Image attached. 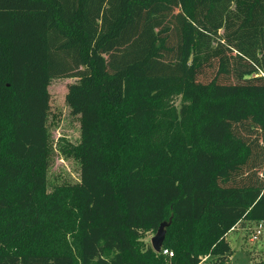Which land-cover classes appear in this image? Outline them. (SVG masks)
Segmentation results:
<instances>
[{"label":"trees","instance_id":"trees-1","mask_svg":"<svg viewBox=\"0 0 264 264\" xmlns=\"http://www.w3.org/2000/svg\"><path fill=\"white\" fill-rule=\"evenodd\" d=\"M70 77L80 178L52 186ZM243 221L264 222V0H0V264H228Z\"/></svg>","mask_w":264,"mask_h":264},{"label":"rangeland","instance_id":"rangeland-1","mask_svg":"<svg viewBox=\"0 0 264 264\" xmlns=\"http://www.w3.org/2000/svg\"><path fill=\"white\" fill-rule=\"evenodd\" d=\"M76 78H54L49 85L51 111L48 126L53 140L50 158L49 180L56 185L68 181L75 183L80 178L79 162L63 151L67 143H77L81 137L80 116L72 112L67 103L66 94L71 83ZM258 224L248 221L241 222L232 230L227 238L232 245L234 254L228 264H264V224L257 239H252ZM156 232H149L145 236L146 242L151 244ZM212 256L204 260L209 261Z\"/></svg>","mask_w":264,"mask_h":264},{"label":"water","instance_id":"water-1","mask_svg":"<svg viewBox=\"0 0 264 264\" xmlns=\"http://www.w3.org/2000/svg\"><path fill=\"white\" fill-rule=\"evenodd\" d=\"M171 223V219L169 221H163L160 226L159 229L157 230L156 234L152 237L151 243L153 248L156 251H160L163 245V242L165 240L166 237V229L167 226H169Z\"/></svg>","mask_w":264,"mask_h":264},{"label":"built area","instance_id":"built-area-1","mask_svg":"<svg viewBox=\"0 0 264 264\" xmlns=\"http://www.w3.org/2000/svg\"><path fill=\"white\" fill-rule=\"evenodd\" d=\"M263 224H264V222H261V223L258 224V226L256 228V231H255L256 233L254 234L252 239H257L258 236L261 234V229L263 228ZM163 252L166 253V254L173 255V252L169 251L168 249H165Z\"/></svg>","mask_w":264,"mask_h":264}]
</instances>
